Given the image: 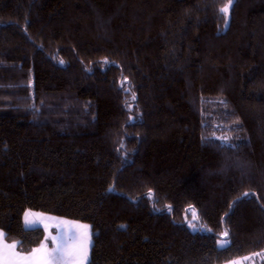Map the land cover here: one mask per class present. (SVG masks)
<instances>
[{"label":"trees","instance_id":"trees-1","mask_svg":"<svg viewBox=\"0 0 264 264\" xmlns=\"http://www.w3.org/2000/svg\"><path fill=\"white\" fill-rule=\"evenodd\" d=\"M28 210L90 225L88 264H264V0H0V230L24 252Z\"/></svg>","mask_w":264,"mask_h":264},{"label":"snow or ice","instance_id":"snow-or-ice-1","mask_svg":"<svg viewBox=\"0 0 264 264\" xmlns=\"http://www.w3.org/2000/svg\"><path fill=\"white\" fill-rule=\"evenodd\" d=\"M229 5L220 9V12L225 16L229 12ZM227 146L226 141L221 147ZM247 195V193L245 194ZM35 214L25 213L24 227L26 229H38L39 223L42 221L39 218H33ZM83 227L85 231L81 234L74 228H69L67 231L63 229L56 236H50L53 244L52 249H48L47 244H41L39 248L31 250L28 254H22L15 251L16 244L8 245L2 242L3 233H0V264H84L87 259V226ZM227 236V232L223 234ZM226 241H221L220 246L224 247ZM233 264L240 262L233 261Z\"/></svg>","mask_w":264,"mask_h":264},{"label":"crops","instance_id":"crops-1","mask_svg":"<svg viewBox=\"0 0 264 264\" xmlns=\"http://www.w3.org/2000/svg\"><path fill=\"white\" fill-rule=\"evenodd\" d=\"M23 223H24V221H23ZM66 223H65L66 224L65 226H62V227L61 226H57L55 228H52L50 231H47L45 229L46 239L41 244L46 243L48 249L49 250L52 249L53 248V244H52V242L50 240V236L58 235L62 229L64 231H67L69 228H74L78 232V234H81V233H83L85 231V229L83 227H77V226H84V225H82L83 223L82 224L81 223H77V222H72L73 224L72 223H68V222H66ZM86 231H87V229H86ZM0 233H3V232L0 230ZM49 233H50V236H49ZM87 241H88V243H87V259L85 260L84 264H88V262L90 260V255H91L90 251H91V248H92V245H93V243H92V231H91L90 238H88V231H87ZM2 242L6 243L8 245L16 244L17 247H16L15 251L20 252L22 254H28V253L31 252V251L30 252H24V251L20 250L19 246H18V243L17 242H12V241L8 242L6 240V238H5V235H3ZM41 244L39 246L33 248V249L39 248L41 246Z\"/></svg>","mask_w":264,"mask_h":264},{"label":"rangeland","instance_id":"rangeland-1","mask_svg":"<svg viewBox=\"0 0 264 264\" xmlns=\"http://www.w3.org/2000/svg\"><path fill=\"white\" fill-rule=\"evenodd\" d=\"M26 213L35 214L33 218H39L42 221L41 223H39L38 227L44 228L47 231H50L52 228H55L57 226H61V227L62 226H65L67 224L66 222H68V223L75 222V221H71V220H69L67 218L65 219V218H62V217H59V216H56V215L52 216V215L46 214L44 212L41 213V212L34 211V210H31V211L28 210ZM23 221H24V218H23ZM77 223H81V222H78L77 221ZM82 225L87 226L88 238H90V235H91V226L90 225H87V224H84V223ZM49 236H50V233H49ZM221 241L219 242V246H220ZM237 262H240V264H243L244 263V260H239ZM254 263H255V261H254ZM230 264H233V263H230Z\"/></svg>","mask_w":264,"mask_h":264},{"label":"water","instance_id":"water-1","mask_svg":"<svg viewBox=\"0 0 264 264\" xmlns=\"http://www.w3.org/2000/svg\"><path fill=\"white\" fill-rule=\"evenodd\" d=\"M224 239L227 240L228 239V236H225Z\"/></svg>","mask_w":264,"mask_h":264}]
</instances>
